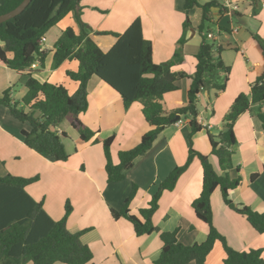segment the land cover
<instances>
[{
    "label": "crops",
    "instance_id": "0c3cea01",
    "mask_svg": "<svg viewBox=\"0 0 264 264\" xmlns=\"http://www.w3.org/2000/svg\"><path fill=\"white\" fill-rule=\"evenodd\" d=\"M198 1L206 4L210 0ZM231 1L244 2L243 10L235 15L225 12L222 15L220 8L212 9L211 26L217 33L212 31L209 34L216 36L212 40H217L222 47L218 55L230 67V74L225 91L207 89L198 97L199 121L203 130L195 134L191 142V118L182 117L179 123L167 127L160 134L145 156L135 161L124 181L108 182L102 142L114 137L111 154L115 164L119 163L121 151L131 150L140 144L142 137L152 129L144 118L140 103L125 109L120 95L93 77L88 83L89 108L80 119L95 133L98 142L83 143L80 135L77 139L72 137L70 144L69 141L65 143L71 157L67 162L58 163L50 162L29 149L21 136L24 127L14 122L7 107L0 105V176L11 174L26 179L39 176V181L25 190L36 202H43L45 212L54 221L64 217L66 202L70 201L73 211L68 219V230L73 234L85 231L81 241L93 252L95 264H155L163 248L160 234L164 232L177 231L178 241L187 246L206 241L209 227L196 217L192 207L203 188V169L198 158L179 178L173 191L162 193L159 208L152 219L159 233L138 237L131 222L124 218L114 219L111 211L122 210L136 187L137 192L129 207L131 214L139 216V210L149 206L161 183L177 167L185 165L191 146L209 157L219 175L224 173L218 158L211 153L208 132L218 135L224 130V118L234 101L240 94L251 92V86L264 66L263 57L252 37V32H256L264 39V0ZM80 6L81 20L93 30L90 36L102 50L105 46L109 51L116 38L101 33H123L136 19H141L143 35L153 44L154 62H170L179 48V41L185 36L186 42L181 47L183 61L172 70L189 76L195 73L196 55L203 42L198 31L202 14L201 10H196L188 15L185 0H82ZM253 10H256L254 14ZM236 21L243 23L240 29L236 27ZM187 22L191 24L188 29L185 26ZM68 27L79 31L73 13L45 36L43 51L48 53L45 65L42 67L38 62L31 70L41 82L62 84L73 95L79 84L71 80L67 72H77L79 62L66 61L57 69L53 66L55 45ZM220 27L229 29L230 33L222 32ZM27 79L26 75L0 63V98L11 90V99L18 100L16 88L20 86L18 94L22 100L27 93ZM191 84V78H183L178 82V91L165 95L163 104L167 112L187 105ZM257 109L252 107L235 123L238 144L234 148V169L229 171V175L239 176L241 184L230 192V199L238 207L247 206L264 214V130L257 117ZM61 126L59 134L64 132L70 136L68 127L62 129ZM68 144L70 150L67 149ZM211 203L214 225L227 238L229 245L240 252L261 250L264 258V234L258 233L244 216L224 203L220 189L212 195ZM225 258L224 249L218 242L208 256L207 264H224Z\"/></svg>",
    "mask_w": 264,
    "mask_h": 264
},
{
    "label": "trees",
    "instance_id": "16d2710c",
    "mask_svg": "<svg viewBox=\"0 0 264 264\" xmlns=\"http://www.w3.org/2000/svg\"><path fill=\"white\" fill-rule=\"evenodd\" d=\"M24 0H0V16L17 8ZM82 0H33L28 8L16 18L0 25V63L28 77L27 93L22 100L13 101L11 90L0 98V105L7 107L11 115L28 128L22 129L24 144L50 162H67L71 155L67 152L59 127L69 122L80 135L83 143L94 140L95 133L84 126L80 116L89 108L88 83L93 77L116 91L123 100L125 109L134 103L142 105L146 122L151 126L140 144L119 153V163L115 164L111 154L114 137L102 142L108 182L119 183L127 178L135 161L145 156L160 134L175 124L180 116L190 117V141L203 130L199 121L198 97L204 90L225 91L229 81L230 67L220 57L222 47L217 40L208 38L212 25V9L220 8L223 2L210 0L201 4L198 0H185V10H201L202 19L198 31L203 42L196 55L197 67L193 75L178 74L172 67L183 61L182 46L185 36L179 41V48L173 59L165 64L153 60V44L145 39L141 19H136L123 33L103 32L116 38L115 45L104 52L91 38L93 30L81 20ZM224 1V0H223ZM255 4L257 2H254ZM256 10H253V14ZM73 13L79 31L68 27L55 45L53 66L59 68L66 61H78L77 72L68 71L67 76L79 84L71 95L64 85L38 80L31 67L40 62L44 67L48 53L43 51L42 40L61 20ZM186 23V28L190 27ZM223 32L230 30L220 27ZM264 60V39L252 32ZM215 39V38H214ZM224 75V76H223ZM191 78L188 103L185 107L167 112L163 104L166 94L179 90L178 82ZM257 107V117L264 130V66L262 73L251 86L249 94L242 93L234 101L224 118V130L218 135L208 132L212 155L219 160L224 172L219 175L209 157L196 152L191 146L185 165L177 167L161 183L147 208L139 210V216L130 212V203L137 188L134 187L126 199L122 210H112L114 219L124 218L132 223L138 237L159 233L153 223V216L159 208V200L164 191H173L179 178L188 170L195 158L203 169V188L200 196L192 203L196 217L209 227L207 239L202 244L187 246L178 241L177 231L160 234L162 251L155 264H207V258L216 243H221L226 258L224 264H264L261 250L240 252L233 249L227 238L215 227L211 198L217 189L221 190L224 203L233 211L244 216L260 234H264V214L254 212L247 206L238 207L230 199V192L241 184V178H231L228 172L234 169V148L238 144L234 127L238 118ZM39 113V116H37ZM180 119V120H181ZM177 123V122H176ZM192 144V143H191ZM39 181V176L21 178L11 174L0 176V264H95L93 252L82 243L85 232L73 234L68 230V219L73 211L70 201L66 202L65 215L54 221L44 210L43 202H36L26 192V187Z\"/></svg>",
    "mask_w": 264,
    "mask_h": 264
},
{
    "label": "rangeland",
    "instance_id": "374dc122",
    "mask_svg": "<svg viewBox=\"0 0 264 264\" xmlns=\"http://www.w3.org/2000/svg\"><path fill=\"white\" fill-rule=\"evenodd\" d=\"M201 2H203V1H205V0H200ZM239 3V6H240V9L241 10H243V5H244V2H238ZM213 12H214V10H213ZM201 14V13H200ZM241 24H243V23H241L240 21H236L235 22V25H236V27H238L239 29H240V27H241ZM243 27H247L246 25H244ZM211 28L213 29V32H214V34L215 33H217V31H216V29H215V27L214 26H211ZM242 29H244V28H242ZM200 34V33H199ZM201 35V34H200ZM220 35L221 34H219V37H220ZM202 37H204L203 35H202ZM216 37V36H215ZM102 45V44H101ZM103 50H104V52H107L108 51V48H105V46H103ZM17 90V94H16V97L18 98V100H21V98H20V95L18 94L19 92H20V90H21V87L20 86H17V88H16ZM13 120H14V122H16L17 124H19L20 126H22V127H24V128H26L27 126H28V124H25V125H23V123H21V122H19L18 120H16L12 115H11V113H10V115H9ZM37 116H39V113H37ZM68 122V121H67ZM67 122H65L62 126H61V128L62 129H65V127L67 126L68 127V133L70 134V136H66V137H63L62 138V140H63V143L65 144V143H67L68 141H69V144H70V141L72 140V137L74 138V139H77L78 138V132L77 131H75V130H73L71 127H69V125H68V123ZM69 144H68V150H70V146H69ZM72 151H74V150H72ZM69 153V152H68ZM200 161V160H199ZM220 167V166H219ZM221 169V168H220ZM216 171V170H215ZM222 171V170H221ZM217 172V171H216ZM223 172V171H222ZM228 174H229V172H228ZM223 175V174H222ZM230 177L231 178H235V177H232L231 175H230ZM32 262H27V263H24V264H31ZM33 264V263H32Z\"/></svg>",
    "mask_w": 264,
    "mask_h": 264
},
{
    "label": "water",
    "instance_id": "95a60500",
    "mask_svg": "<svg viewBox=\"0 0 264 264\" xmlns=\"http://www.w3.org/2000/svg\"><path fill=\"white\" fill-rule=\"evenodd\" d=\"M33 0H24L17 8H15L14 10H12L9 13H6L4 15L0 16V25L4 24L10 20H12L13 18H16L17 16H19L20 14H22L27 8L28 6L31 4ZM180 116H178L175 119V123L180 121Z\"/></svg>",
    "mask_w": 264,
    "mask_h": 264
},
{
    "label": "built area",
    "instance_id": "2783aa9c",
    "mask_svg": "<svg viewBox=\"0 0 264 264\" xmlns=\"http://www.w3.org/2000/svg\"><path fill=\"white\" fill-rule=\"evenodd\" d=\"M223 8L225 10L224 11L225 14H233V15H235L236 13H240L241 12L239 3L238 2H232L231 0H224L223 1ZM208 38L209 39H214L215 36L213 34H209ZM45 42H46V39L43 38V40H42L43 46H44ZM42 49H43V47H42ZM36 64H37V62L32 65L31 69H35L36 68ZM177 123H179V122H177Z\"/></svg>",
    "mask_w": 264,
    "mask_h": 264
},
{
    "label": "clouds",
    "instance_id": "9594fccd",
    "mask_svg": "<svg viewBox=\"0 0 264 264\" xmlns=\"http://www.w3.org/2000/svg\"><path fill=\"white\" fill-rule=\"evenodd\" d=\"M38 63V62H37Z\"/></svg>",
    "mask_w": 264,
    "mask_h": 264
}]
</instances>
